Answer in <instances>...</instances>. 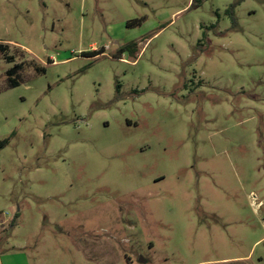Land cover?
Returning a JSON list of instances; mask_svg holds the SVG:
<instances>
[{
  "label": "rangeland",
  "instance_id": "obj_1",
  "mask_svg": "<svg viewBox=\"0 0 264 264\" xmlns=\"http://www.w3.org/2000/svg\"><path fill=\"white\" fill-rule=\"evenodd\" d=\"M0 47V264H264V0H0Z\"/></svg>",
  "mask_w": 264,
  "mask_h": 264
},
{
  "label": "trees",
  "instance_id": "obj_2",
  "mask_svg": "<svg viewBox=\"0 0 264 264\" xmlns=\"http://www.w3.org/2000/svg\"><path fill=\"white\" fill-rule=\"evenodd\" d=\"M0 51H3L2 47H0ZM10 57H5V61L7 63H11L10 61ZM17 71V68L16 67H13V68H10L6 71V75H7V80H8V84L11 88H14L17 86L16 82L13 80L12 76L16 73ZM6 144V140H3L0 142V147L4 146Z\"/></svg>",
  "mask_w": 264,
  "mask_h": 264
},
{
  "label": "water",
  "instance_id": "obj_3",
  "mask_svg": "<svg viewBox=\"0 0 264 264\" xmlns=\"http://www.w3.org/2000/svg\"><path fill=\"white\" fill-rule=\"evenodd\" d=\"M140 262H143L142 260H140Z\"/></svg>",
  "mask_w": 264,
  "mask_h": 264
}]
</instances>
